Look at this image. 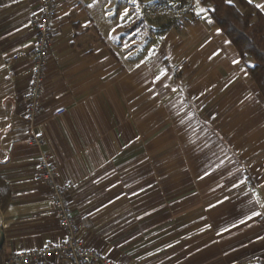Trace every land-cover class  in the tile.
<instances>
[{
	"label": "crops",
	"instance_id": "0c3cea01",
	"mask_svg": "<svg viewBox=\"0 0 264 264\" xmlns=\"http://www.w3.org/2000/svg\"><path fill=\"white\" fill-rule=\"evenodd\" d=\"M247 1L264 15V0ZM190 2L182 33L155 23L139 40L128 32L145 17L138 0H59L44 112L28 124L40 0H0L6 256L64 240L49 190L34 181L47 152L73 187L86 247L114 263L264 264V97L252 60L207 5ZM119 19L133 23L114 28Z\"/></svg>",
	"mask_w": 264,
	"mask_h": 264
},
{
	"label": "built area",
	"instance_id": "2783aa9c",
	"mask_svg": "<svg viewBox=\"0 0 264 264\" xmlns=\"http://www.w3.org/2000/svg\"><path fill=\"white\" fill-rule=\"evenodd\" d=\"M58 4L59 0H40L39 11L30 16V26L36 36L32 50L33 69L29 81L30 87L25 97L27 105L25 120L28 124H32L44 112L42 81L55 42L54 22L58 13ZM191 14L194 16L193 8ZM66 112V110H61L57 116L63 117ZM29 144L43 148L45 139L42 136H32ZM34 181L46 186L49 190L51 207L64 240L60 244L50 243L40 250L12 253L7 256L4 264H49L52 258L56 259L59 264H116L86 247L81 237L82 228L73 215L69 198L73 187L71 184H60L58 167L52 162L47 152L41 154ZM247 186L253 187L250 178Z\"/></svg>",
	"mask_w": 264,
	"mask_h": 264
},
{
	"label": "trees",
	"instance_id": "16d2710c",
	"mask_svg": "<svg viewBox=\"0 0 264 264\" xmlns=\"http://www.w3.org/2000/svg\"><path fill=\"white\" fill-rule=\"evenodd\" d=\"M146 7L151 6L149 14L162 12L157 19L141 17L130 26L128 32L138 29H149L163 20L164 3L161 0H138ZM176 2V1H174ZM203 5L209 7V15L212 22L220 28L223 34L230 40L243 60L251 59L253 65L248 66V72L257 84L264 97V15L247 0H200ZM191 7V6H190ZM188 8L187 12L190 10ZM149 8V9H150ZM157 20V21H156ZM166 26V25H165ZM156 27H158L156 25ZM157 29L159 31L160 29ZM166 32V30L164 31ZM12 190L10 185L0 177V211L6 210L10 203ZM4 247L0 251V264L6 259Z\"/></svg>",
	"mask_w": 264,
	"mask_h": 264
},
{
	"label": "rangeland",
	"instance_id": "374dc122",
	"mask_svg": "<svg viewBox=\"0 0 264 264\" xmlns=\"http://www.w3.org/2000/svg\"><path fill=\"white\" fill-rule=\"evenodd\" d=\"M142 1V0H141ZM164 3V13H168V15H164L162 18L163 20L160 23H157V26L159 28L164 27L163 29H160V32L169 31V30H174V31H180L183 28L182 25V20L183 17L187 14V10L191 5L190 0H161ZM176 1V2H174ZM140 3V1H138ZM144 3V2H143ZM141 2L140 4L143 5ZM151 6L144 8V18L147 20L149 19H157V17H160L162 12H155V14H149L147 11L149 10L150 12L152 11ZM150 8V9H149ZM120 20V19H119ZM157 21V20H156ZM125 22V23H123ZM133 23V21H131ZM127 21H121L119 23H116L114 28L116 27H128L132 23ZM166 25V26H165ZM120 30V28L118 29ZM118 30H115L114 33L117 34ZM140 33V39L139 40H144L147 38V36H151L153 34V31L151 28L149 29H139ZM182 31V30H181ZM179 33H182V32ZM158 32V31H157ZM147 58V57H146Z\"/></svg>",
	"mask_w": 264,
	"mask_h": 264
},
{
	"label": "water",
	"instance_id": "95a60500",
	"mask_svg": "<svg viewBox=\"0 0 264 264\" xmlns=\"http://www.w3.org/2000/svg\"><path fill=\"white\" fill-rule=\"evenodd\" d=\"M5 243H6V237L3 228L0 226V251L4 247Z\"/></svg>",
	"mask_w": 264,
	"mask_h": 264
}]
</instances>
